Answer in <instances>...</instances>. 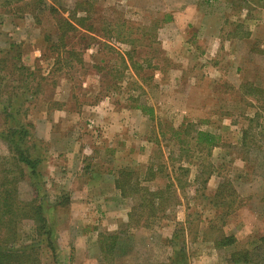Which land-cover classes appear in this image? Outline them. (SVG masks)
Instances as JSON below:
<instances>
[{
    "label": "rangeland",
    "instance_id": "obj_1",
    "mask_svg": "<svg viewBox=\"0 0 264 264\" xmlns=\"http://www.w3.org/2000/svg\"><path fill=\"white\" fill-rule=\"evenodd\" d=\"M192 3L199 6L196 18H175V13ZM225 6V0H0V60L6 59L0 74L2 93L22 92L20 80L27 74L20 67L28 66L24 43L27 39L40 44L44 48L42 63L30 65L34 71L29 89L37 97L28 113L34 118L47 111L48 120L57 124L68 122V116L63 115L65 108L83 112L79 120H69L72 124L81 122L78 128L82 132H60L62 140H68L64 146L77 149L86 144V158L92 160L84 168L94 166L98 172L110 168L115 175L123 169L133 173L130 185L125 186L124 219L93 211L88 221L80 223L77 216L86 215L87 210L72 211L69 205L56 209V253L54 260L44 256L47 264H170L176 232L184 249L183 264H232V252L251 248L264 233V138L257 134L264 125V48L257 43L264 38V17L246 22L233 10L225 11L226 19L212 17ZM84 11L88 13L84 27L67 33L65 49L57 58L61 66L69 60L73 68L57 71L53 65L56 55L51 50L52 45L61 46L56 18L83 17ZM222 26L224 30L218 33ZM18 27L20 31H14ZM29 28L33 31L22 33ZM249 29L253 37L245 42L242 39ZM228 32H238L242 39L226 42ZM212 33L218 38L220 51H213L216 39ZM89 48L105 61L102 68L106 70H95L85 62ZM132 48L136 51L130 52ZM69 50L78 54L83 68L68 56L65 51ZM128 52L133 56L131 63L142 64L140 75L130 66L123 68L120 55ZM181 60L201 67H193L183 83L179 75L176 82L159 80L158 72L181 66ZM97 74L105 84H116L107 90L121 145L113 154L118 164L110 167L106 147L96 146L90 134L101 130V124L89 107L105 92L88 96L82 91L83 83ZM136 105L151 108L153 118L129 110ZM3 123L0 115V132L5 128ZM179 128L181 134L176 137L174 132ZM30 130L31 144L39 143L36 131ZM197 130L218 136L219 143L209 149L197 146ZM89 134V142L83 143ZM39 145L37 154L44 156L50 147ZM11 150V145L0 139V163L11 156ZM47 161L40 166L45 171L38 184L46 201L53 203L63 193L71 197L64 177L53 180L46 173ZM120 166L124 167L118 171ZM148 172L151 182H142V174ZM9 175L20 180L17 171ZM31 181L28 175L16 184L22 200L34 197ZM135 182L138 188L165 193L159 199L161 204L154 205L153 215L143 207V193L133 186ZM221 183L225 186L222 196H216ZM32 226V222H24L23 240L35 238ZM115 233L120 238L118 246L108 255L109 241L102 243L101 236ZM222 234L234 235L237 244L217 249L213 242Z\"/></svg>",
    "mask_w": 264,
    "mask_h": 264
},
{
    "label": "trees",
    "instance_id": "obj_2",
    "mask_svg": "<svg viewBox=\"0 0 264 264\" xmlns=\"http://www.w3.org/2000/svg\"><path fill=\"white\" fill-rule=\"evenodd\" d=\"M84 13H86V15L88 14L86 11H84ZM87 19V16H72V18L66 19L63 17L56 18L58 32L57 40L61 43V46L55 48V45H52L51 50L56 55V62L54 65H56L57 71L64 67L69 69L73 68L69 60L66 61V64H63L64 66H61V62L57 58L59 52L65 49L67 33L75 32L77 28L84 27L83 22ZM167 19L169 20L170 18ZM135 51L134 48L130 50V52ZM65 52L69 57L75 58V61L83 68V63L78 58V54H76V52L74 53V50ZM130 52L126 53L125 56L120 55L121 64L125 70L130 66L136 75H140V72L143 71L144 68L142 64L138 62L131 63L133 56ZM0 65L1 74L2 69L6 66L5 58L0 60ZM35 67L38 69L39 66L37 65ZM92 68L102 71L107 69H102L99 65H95ZM147 69L150 70L152 67L148 66ZM20 70L27 74V77L20 80L23 82L20 86L22 92L4 94L0 90V115L3 117V125L5 126L4 130L0 132V139L10 144L12 147L11 156L3 159L0 163V264H47L44 261V256L50 255L51 259L54 260L56 253V245L54 244L53 238L55 211L58 208L67 207L70 203V196L69 194L63 193L62 196L59 198L57 197L55 202L49 204L46 201V194L38 186L42 177L40 165L43 159L41 154H37V144H31L30 129H32V125L26 122L29 105H31L37 97L36 92H30L29 89V82L31 81L30 79L33 78L32 73L34 70L23 65L20 67ZM45 79L46 78L41 77V80ZM1 80H3L2 77H0V81ZM102 85H104V89L116 86V84H105V80L103 79ZM134 107L150 119L153 118V110L151 108L145 105H136ZM180 134L181 128L175 130L174 135L176 137L180 136ZM257 134L264 138V125ZM244 135H247V131L244 132ZM194 140L197 146L208 149L219 143L218 136L199 130L195 131ZM241 144L245 145V139ZM16 171L19 172V181L16 180V178L9 177V174ZM184 171L188 172V170ZM28 175L31 177V184L34 186L35 192L34 197L30 201H25L20 198L16 189V184L26 178V176L28 177ZM131 176H133L132 171L123 169L118 173V178L116 179L115 185L124 198L128 197L125 186L130 185ZM147 178H149V172L146 175V179ZM137 185L138 182H135L133 186L143 193V207L145 209L149 208V213L153 215L156 212L154 205L161 204L163 200L159 201V199H162L165 193L162 191L154 192L148 188H138ZM224 188V184L221 183L216 196H222L221 192ZM132 213L129 215V219L132 218ZM25 221H30L33 225L32 228L35 238L33 239L31 237L29 241L26 239L23 240L24 235L22 234V226ZM106 235L107 236H101V239L102 243H104V241H109V244L106 245V254L110 255L118 246V240L120 238L118 233ZM178 238V232L174 233L173 255L170 264H183L185 262L184 249L179 242H177ZM213 243L217 249H219V247L227 248L237 244V239L234 235L222 234L218 239H215ZM229 262L232 264H264V233L257 238L251 248L232 252Z\"/></svg>",
    "mask_w": 264,
    "mask_h": 264
},
{
    "label": "crops",
    "instance_id": "obj_3",
    "mask_svg": "<svg viewBox=\"0 0 264 264\" xmlns=\"http://www.w3.org/2000/svg\"><path fill=\"white\" fill-rule=\"evenodd\" d=\"M225 2L226 6L223 8H219L212 17L219 18L222 15L223 18L226 19V17H228V15H226V13H228V10H233V14L240 13V16L242 15L243 18L246 19V22L252 18L260 20L264 17V0H225ZM225 11L227 12L225 13ZM199 13V6L195 3H192L191 5H186L185 8L180 11V13L177 12L174 14V16L176 19H178L179 17L181 19L186 18L187 20H191L196 18ZM84 16H86V13H84ZM169 18L171 19L172 17L169 16ZM223 30V26L218 28V33H222ZM14 31H20V27L16 28V30L14 29ZM21 31L23 34H27L32 32L33 29L30 30L29 28ZM249 31L252 30H247L246 37H244L243 39L242 37H238V32H228L227 37H225L224 40H226V42L229 41V43H233L236 41V38H239L246 42L247 37L248 39H251L253 37ZM212 34L215 36L214 33ZM215 39L217 41L215 40V42H213L214 52H216L217 50L220 51V48L218 47H221L216 36ZM257 43L260 44L261 48H264V38H262V40L258 41ZM24 47L28 49V54H26L27 56H25L24 58L26 65H28L26 67H31L30 65H32V63L34 64L35 62L42 63V61H40V57L42 56V51L44 48L40 44L34 41L27 42L26 39ZM90 48L89 50H87V53L85 55V62L91 64V68L95 65H101L102 68V66H104L105 64V61H102V59L100 60L98 55L93 53L92 49ZM181 62V66L175 65L172 68H168V70L165 69L162 70V72H158L157 77H159V80L163 81L164 79H166L167 81L170 80L176 82V77H178L177 75H179L183 78V83L190 78L189 72L193 69V67L197 69L201 67L195 64H190L189 60H181ZM82 91H84V93L88 96L93 94L98 96L102 95L105 92L103 97L99 98L98 101L94 103L93 107H89L92 109L93 113H95L94 118L99 119V123L101 124V126H99L101 130H93V132L91 131L90 134L94 137L92 138V140L94 139L93 141L96 146H103L104 144V146L106 147V150L104 152H106V154L110 156V159H107L106 162L107 164H109V167L111 164L116 165L118 164V162L117 159L115 160V158H113V154H116V152H118V146L121 145V143L118 142L119 139L115 134V132L118 130V123L115 118L116 115L113 113L114 110L110 107L112 106V103L110 102V93L107 89H104V85H102V79L98 74L88 78L83 83ZM129 110H136V113H138L136 115L138 116H140V113L142 114V112L135 107H129ZM63 111V115L68 116V122L59 121L57 124H54V121L53 123L52 121L48 120L47 111H41L38 117L34 118H32L30 113H28L26 122L32 125V130L36 131L35 137L38 138L39 143H44L50 147L46 154L42 156L43 161L41 165L48 160V164L46 163V173L49 175V177L53 180L64 177V181H66V183L70 185L69 187H71V197L70 204L68 206L70 210H76V212H78V209H80L81 211L87 210L89 212L86 215L81 214L77 216V220L80 223L83 220L88 221L89 218H91L90 215L93 211H104L105 215H111L112 217L121 216V219H124L125 216L123 217V215L125 214V208L123 205L126 198L122 197L120 191L115 185L119 172L115 175V171L113 169L111 170L110 168L102 172L96 171L94 166L89 167L87 165L88 167L86 166V168H84L85 163L92 160L86 158V144L81 145L77 149H67L66 147L68 145L66 143L68 140H62L63 137L60 133L65 130L66 134L71 130L73 132L74 130L82 132V130L78 128V125L81 124V122L72 124L69 123V120H75L76 118L77 120H79L80 115L84 117V113L82 112L80 114L79 111L73 112V110H68L66 108L63 109ZM56 126L58 127L57 131H55ZM59 127H61L62 129H60ZM85 131L86 130L84 128L83 132ZM90 134L84 136L85 140L83 141V143L89 142L87 139L89 136H91ZM35 143L37 144V149L39 150V143L37 141ZM123 167L124 166H120L118 168V171H120V169H122ZM44 171L45 169L43 170L42 168V177L44 175ZM146 175L147 174L145 173L142 174L143 177L140 178L141 181L147 183L151 182L152 179H146ZM111 223H113V221H111ZM92 243H94L93 240Z\"/></svg>",
    "mask_w": 264,
    "mask_h": 264
}]
</instances>
